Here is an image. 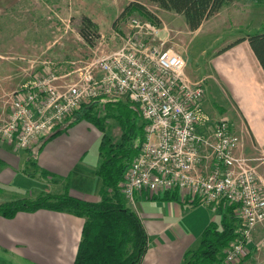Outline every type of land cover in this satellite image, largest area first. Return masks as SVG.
Instances as JSON below:
<instances>
[{
	"label": "built area",
	"instance_id": "built-area-1",
	"mask_svg": "<svg viewBox=\"0 0 264 264\" xmlns=\"http://www.w3.org/2000/svg\"><path fill=\"white\" fill-rule=\"evenodd\" d=\"M130 28L116 50L102 49L106 39L100 36L88 64L68 83L58 84L61 78L44 72L16 90L0 121V143L34 148L82 104L127 98L138 106L144 140L119 185L126 205L134 208L136 194L176 191L212 213L222 202L236 206L237 237L223 251V263L239 264L251 250L254 230L264 224L256 159L244 155L231 122L211 121L203 108L204 81L188 77L183 52L165 48L166 27L131 18ZM254 246L264 252V237Z\"/></svg>",
	"mask_w": 264,
	"mask_h": 264
},
{
	"label": "crops",
	"instance_id": "crops-1",
	"mask_svg": "<svg viewBox=\"0 0 264 264\" xmlns=\"http://www.w3.org/2000/svg\"><path fill=\"white\" fill-rule=\"evenodd\" d=\"M262 1L234 0L197 31L190 32L200 33L208 22L219 17L227 18L230 24L238 10L244 12L239 15L247 14V17L259 14L262 10L257 5L263 6ZM153 6L162 13H171ZM186 30L189 31L187 26ZM237 40L221 44L222 48L213 52L215 58L209 62L213 74L207 77L217 83L227 103L226 95L238 107L256 143L264 146V72L247 40L225 49ZM206 104L204 97L205 110ZM210 117L217 121L222 116L213 113ZM68 123L55 129L62 130L57 136L45 143L41 141L34 148L20 150L0 143V204L32 199L40 194L60 195L66 186L70 197L85 202L100 200L101 180L95 171L102 133L84 121L70 127ZM91 128L92 135L83 134ZM205 163L204 159L200 162L202 172ZM164 196L136 194L134 208L127 206L138 216L147 236L146 252L139 264H185L190 258L187 253L197 249L205 227L211 222L219 224L225 207L230 206L222 202L217 212L212 213L208 207L176 191L165 199ZM83 223L82 218L72 214L49 210L20 212L11 219L0 216V252L25 264H73ZM263 237L264 224L254 230L251 250L239 264H264V252L254 246Z\"/></svg>",
	"mask_w": 264,
	"mask_h": 264
},
{
	"label": "rangeland",
	"instance_id": "rangeland-1",
	"mask_svg": "<svg viewBox=\"0 0 264 264\" xmlns=\"http://www.w3.org/2000/svg\"><path fill=\"white\" fill-rule=\"evenodd\" d=\"M133 1L0 0V121L9 113L13 93L35 76L51 72L61 78L58 84L73 80L76 76L74 71L88 64L92 50L99 45L100 38L94 40L93 37L103 36L106 39V43L101 46L102 49L110 51L118 49L131 30L130 19H145L136 11L119 17L123 9ZM141 2L159 20V26L166 27L167 30L162 33V37L166 38L165 48L171 47L184 53L188 77L192 81H204L207 100L205 106L208 107L206 110L204 108L206 113L209 116L213 113L215 116H222L219 120L231 121L234 131L242 137L244 155L256 159L253 163L257 166L259 186L264 195V146L256 143L238 107L226 95L229 105L217 83L211 77H207L213 74L209 62L215 58L214 53L222 48L221 44L225 45L246 35H256L260 33L259 29H264V5H257V8L261 7V13L249 14L248 17L247 14L239 15L243 11L238 10L230 24L226 22L225 17L213 19L200 33L194 34L186 30V24L181 16L162 13L147 1ZM84 16L93 19L97 25L96 35H91L94 41L87 42L79 34L81 19ZM225 27L227 28L225 31H219ZM66 75L69 76L64 78ZM118 99L122 98H99L102 102L95 113L96 116L103 118L105 114L103 105ZM91 101L93 100L88 103ZM210 119L214 122L211 117ZM105 128L112 143H119L121 135L119 126L109 119ZM92 132L91 128L83 134L92 135ZM0 264L25 263L17 257L0 252Z\"/></svg>",
	"mask_w": 264,
	"mask_h": 264
},
{
	"label": "trees",
	"instance_id": "trees-1",
	"mask_svg": "<svg viewBox=\"0 0 264 264\" xmlns=\"http://www.w3.org/2000/svg\"><path fill=\"white\" fill-rule=\"evenodd\" d=\"M143 0L129 3L119 17L136 11L145 19L159 20L142 4ZM162 11L181 16L189 31H197L201 25L217 15L234 0H145ZM263 2L262 0H258ZM97 25L88 17L81 19L79 34L87 42L99 39ZM93 40V41H94ZM247 40L249 47L264 72V32L237 40L229 47ZM92 41V43H93ZM91 43V44H92ZM102 99V98H100ZM101 100L82 105L72 114L67 127L79 122H88L102 133L98 147V163L95 174L101 180L98 202H85L68 195V187L60 195L40 194L33 200H15L0 204V216L11 219L20 212L49 210L65 212L84 220L81 239L73 264H139L147 248V236L138 216L127 207L120 191V183L144 140V122L138 106L127 98L106 102L104 116L95 113ZM115 122L121 131L120 141L113 144L106 134V121ZM55 130L44 141L61 133ZM169 193H164L163 199ZM171 197V196H170ZM174 198V196H172ZM171 197V198H172ZM236 206H226L219 224L209 223L203 230L196 250L185 264H224L223 251L237 237Z\"/></svg>",
	"mask_w": 264,
	"mask_h": 264
}]
</instances>
